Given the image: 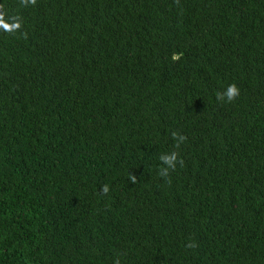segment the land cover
<instances>
[{"label": "trees", "instance_id": "16d2710c", "mask_svg": "<svg viewBox=\"0 0 264 264\" xmlns=\"http://www.w3.org/2000/svg\"><path fill=\"white\" fill-rule=\"evenodd\" d=\"M0 264H264V0H0Z\"/></svg>", "mask_w": 264, "mask_h": 264}, {"label": "clouds", "instance_id": "9594fccd", "mask_svg": "<svg viewBox=\"0 0 264 264\" xmlns=\"http://www.w3.org/2000/svg\"><path fill=\"white\" fill-rule=\"evenodd\" d=\"M34 2V0H33ZM239 94L238 88L233 84L228 86V88L221 94H218V99L225 100L227 102L233 101ZM182 140L183 137H180ZM163 164L167 165V168H174L176 161V153H172L171 155H164L161 157ZM167 168L162 169V174L167 173ZM103 191L106 193L108 191L107 186L103 188Z\"/></svg>", "mask_w": 264, "mask_h": 264}]
</instances>
